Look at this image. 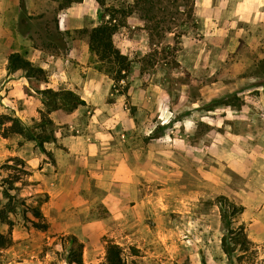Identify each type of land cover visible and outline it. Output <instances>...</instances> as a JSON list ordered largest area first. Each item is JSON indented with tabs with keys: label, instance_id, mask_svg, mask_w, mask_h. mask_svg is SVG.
Returning <instances> with one entry per match:
<instances>
[{
	"label": "rangeland",
	"instance_id": "rangeland-1",
	"mask_svg": "<svg viewBox=\"0 0 264 264\" xmlns=\"http://www.w3.org/2000/svg\"><path fill=\"white\" fill-rule=\"evenodd\" d=\"M104 1L99 22L105 8L112 11L121 24L114 42L132 60L126 91H111L106 74V93L101 84L83 94L92 102L53 110L59 111L53 120L44 95L29 87L3 92L9 87L2 83L0 114L52 139L39 145L0 132V204L2 186L12 180L21 204L9 215L13 224L0 225L11 237L0 248V264H66L68 234L83 243V264H105L107 240L121 246L126 264H250L221 249L218 195L244 206L234 224H243L253 242L254 264H264V70L258 66L264 45L232 44L227 26L222 36L204 34L195 0L197 24L188 26L180 0L156 2L153 13L165 20L156 26L140 18L133 0ZM54 17L50 10L37 22V45L64 55L65 38L86 41L69 31L61 40ZM99 64L90 54L87 65L98 70ZM56 149L72 155L62 178ZM32 169L44 173L43 182ZM74 171L68 188L64 181ZM131 179L125 214L119 193ZM38 203L45 229L30 222Z\"/></svg>",
	"mask_w": 264,
	"mask_h": 264
},
{
	"label": "crops",
	"instance_id": "crops-1",
	"mask_svg": "<svg viewBox=\"0 0 264 264\" xmlns=\"http://www.w3.org/2000/svg\"><path fill=\"white\" fill-rule=\"evenodd\" d=\"M60 2L61 0H23V7H20V0H0V93L3 84L4 87H9L8 91L4 88L3 92H10L15 88L22 92L24 87H29L27 79L20 70L7 72V56L15 51L23 53L31 62L47 70L48 82L42 84L41 88L68 89L80 93L85 103H89L91 97L83 94L98 92L101 84H103V92H107L111 80L109 81L102 71L87 65L91 53L84 39L71 36L65 38L68 51L64 55H52L37 45L35 31L37 22L50 10L55 14L58 29L62 32L67 30L71 33L75 29L99 23L97 15L100 7L95 0H81L59 9ZM195 15L204 34L222 36V30L227 26L232 44L264 45V0H195ZM14 75L17 78L11 79ZM58 113L59 111H52L49 115L54 120ZM77 147L84 148V145L77 143ZM53 151L55 160L59 164L60 177L65 162L67 167L73 165L72 155L57 152L59 151L57 149ZM30 166L33 168L34 164L31 163ZM32 170V175L37 180L45 176L43 172L40 174L39 171ZM74 176L75 171L73 176L64 181L68 188L72 187ZM62 177L64 176L60 178ZM133 182L134 180L131 179L129 185H127L128 180L121 184L119 200L125 214L127 213L125 208L130 207L129 201L133 199L131 198L135 189ZM63 184L61 183V186H64Z\"/></svg>",
	"mask_w": 264,
	"mask_h": 264
},
{
	"label": "trees",
	"instance_id": "trees-1",
	"mask_svg": "<svg viewBox=\"0 0 264 264\" xmlns=\"http://www.w3.org/2000/svg\"><path fill=\"white\" fill-rule=\"evenodd\" d=\"M79 1L81 0H61L58 8L61 9L71 5L73 2ZM95 1L99 7L105 5L104 0ZM180 1L183 2V26H188L190 23L196 25L197 22L193 13V0ZM156 2H159V0H133L134 4L139 7L141 6L140 18L149 23H153L155 26L165 21L164 19L157 20L156 15L153 13ZM20 7H23V0H20ZM104 10L107 16L106 19L103 16L96 25L84 26L73 30V32L76 33L78 37L86 39L90 53L94 55L96 61L100 63L97 69L110 76L113 80L111 91L113 90L121 93L127 90V84L123 85V83L131 69L132 60L127 54H124L114 42V35L121 25L120 22H116L111 10L108 8ZM52 23L54 24L56 34L63 40L64 34H69V32L67 30L62 32L58 29V20L56 17L52 19ZM50 34L52 35V33ZM258 66L260 71L264 70V58L259 60ZM6 69L8 72L20 70L27 79L29 88L45 96L44 104L47 112L57 109L72 111L78 105L85 104V101L71 90H54L49 87L41 88L40 86L42 84L48 82L49 74L47 70L31 62L23 53L16 51L10 53L7 56ZM43 120H45L46 123H51V119L48 117L43 118ZM0 132L3 136L14 133L24 135L27 139L37 141L39 145H42L44 141L52 139L48 134L33 132L32 128L23 124L17 116L6 113L0 114ZM13 160L19 161L18 163L21 164L23 163L21 159L16 157H14ZM14 182L15 181L12 180L8 182L7 186H2V194L6 197V202L0 204V225L7 224L11 226L13 222L9 218V215L11 213L15 214L21 205L19 203L20 198L17 196V186L14 185ZM10 189L14 190L13 195L9 193ZM46 197L47 195L43 200H45ZM215 203L219 210V229L222 232L220 245L222 251L229 257L232 256L233 253L238 252L235 255V259L238 262L245 261L254 264L253 253L255 249L253 242L247 237L243 224H234V218L243 211L244 206L235 203L224 195H218L215 198ZM31 211L32 215L37 218V220H30L31 224L36 228L45 229L47 223L40 211L39 203L31 207ZM9 234L10 232L4 233L0 230V248L6 247L11 243ZM65 240L67 244L65 256L66 264H83V243L74 234H68ZM105 264H126L122 255L121 246L113 240L106 241Z\"/></svg>",
	"mask_w": 264,
	"mask_h": 264
}]
</instances>
